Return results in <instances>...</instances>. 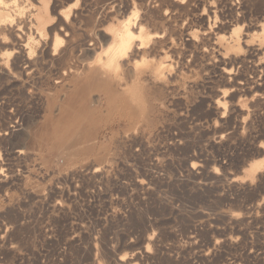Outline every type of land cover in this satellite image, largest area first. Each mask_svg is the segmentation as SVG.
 <instances>
[{
  "label": "rangeland",
  "instance_id": "obj_1",
  "mask_svg": "<svg viewBox=\"0 0 264 264\" xmlns=\"http://www.w3.org/2000/svg\"><path fill=\"white\" fill-rule=\"evenodd\" d=\"M263 31L264 0H0V264H264ZM66 89L80 152L28 147Z\"/></svg>",
  "mask_w": 264,
  "mask_h": 264
},
{
  "label": "bare ground",
  "instance_id": "obj_2",
  "mask_svg": "<svg viewBox=\"0 0 264 264\" xmlns=\"http://www.w3.org/2000/svg\"><path fill=\"white\" fill-rule=\"evenodd\" d=\"M245 2V1H244ZM130 23V22H129ZM123 25H124V23H123ZM126 25V24H125ZM131 25V24H130ZM121 26V25H120ZM123 28V27H122ZM122 28H121V30H122ZM164 28V27H163ZM133 29H134V27H133ZM133 29H131V27L129 26V24H127L126 25V27H125V29H124V31L122 32V33H120L119 34V36H118V38H117V44L114 46V47H112L111 48V50L109 51V52H107V53H109V57H108V59H107V65H110L113 61H114V59L117 57V55L120 53V54H122V53H125L126 52V50H127V48H128V46H129V42H130V40L132 39V37H133V34H134V31H133ZM142 29H140V31H141ZM137 31V30H136ZM139 31V32H140ZM159 31V30H158ZM165 31V30H164ZM121 32V31H120ZM138 32V33H139ZM264 32V31H263ZM92 33V32H91ZM90 33V34H91ZM193 33V32H192ZM136 34V33H135ZM135 34H134V36H135ZM261 34H263V33H261ZM264 35V34H263ZM57 36V35H56ZM84 38V37H83ZM82 38V39H83ZM85 39V38H84ZM226 39V38H225ZM112 40V39H111ZM220 40V39H219ZM84 41V40H83ZM223 41V40H222ZM110 42V41H109ZM83 43V42H82ZM84 43H85V41H84ZM152 43H153V41H152ZM108 44V43H107ZM107 44H102V45H107ZM112 44V43H111ZM133 44V43H132ZM109 45V44H108ZM136 45V44H135ZM131 46V45H130ZM133 46V45H132ZM101 48V47H100ZM140 48H141V46H140ZM104 49V48H103ZM109 49H110V47H109ZM130 49V48H129ZM132 49V48H131ZM52 51H53V49H52ZM100 50H98L97 52H99ZM133 51H135L134 50V48H133ZM132 51V52H133ZM128 52H129V50H128ZM136 53V52H135ZM99 54H102V53H99ZM119 54V55H120ZM127 54H129V53H127ZM131 54V53H130ZM107 55V54H106ZM98 56V55H97ZM128 56V55H127ZM19 57V56H18ZM17 57V58H18ZM23 57V56H22ZM54 57V56H53ZM100 57H103V56H101L100 55ZM125 57V56H124ZM16 58V57H15ZM20 58V57H19ZM96 58V57H95ZM95 58H94V60H95ZM105 58V57H104ZM121 58H123V57H121ZM120 59V58H119ZM90 60V59H89ZM102 60V59H101ZM104 60V59H103ZM121 60V59H120ZM24 61V62H23ZM22 61V64L24 65V67H30L31 66V62L29 61V60H23ZM87 61V60H86ZM16 62V61H15ZM90 62V61H89ZM97 62V61H96ZM106 62V61H105ZM104 62V63H105ZM122 62H123V60H122ZM49 63V62H48ZM92 63H93V61H92ZM95 63V62H94ZM93 63V64H94ZM13 63H11V65H12ZM90 64V63H89ZM92 64V65H93ZM97 64V63H96ZM95 64V65H96ZM99 64H101V63H99ZM103 64V63H102ZM101 64V65H102ZM123 64V63H122ZM133 64V63H132ZM131 64V65H132ZM98 65V64H97ZM100 65V66H101ZM88 66V65H87ZM12 67H14L15 68V66H12ZM102 67V66H101ZM109 67V66H108ZM104 68V67H103ZM120 68H124V67H121L120 66ZM74 69V68H73ZM72 69V70H73ZM88 69V68H87ZM97 69V68H96ZM107 69H109V68H107ZM134 69V68H133ZM76 70V69H75ZM94 70V69H93ZM98 70V69H97ZM77 71V70H76ZM91 72V71H90ZM124 72V71H123ZM82 73H84V72H82ZM98 73L99 72H97L96 74V76L94 77L96 80H93V82H95V81H97L98 79H97V77H100V75L98 76ZM3 74V73H2ZM114 74H116V73H114ZM5 75V74H4ZM101 75H102V73H101ZM120 75V74H119ZM94 76V75H93ZM104 76V75H103ZM118 76V75H117ZM71 77H73V79L75 78V82H74V84H79V82H81L82 83V81H83V79L82 78H80V73H78V72H73L72 74H71ZM83 77V76H82ZM106 77V76H105ZM91 78V77H90ZM125 78V77H124ZM152 78V77H151ZM71 79V78H70ZM77 79H78V81H77ZM101 79V78H100ZM157 79H159V76H158V78ZM87 80V79H86ZM85 80V81H86ZM113 80V79H112ZM111 80V81H112ZM73 81V80H72ZM87 81H89V80H87ZM126 81V80H125ZM84 82V81H83ZM109 82V81H108ZM107 82V83H108ZM89 83H90V81H89ZM82 84H84V83H82ZM86 84H87V82H86ZM93 84V83H92ZM95 84V83H94ZM103 83H101V85H102ZM80 85V84H79ZM78 85V86H79ZM91 86V85H90ZM62 87V86H61ZM82 87V89H83V87L84 86H81ZM80 87V88H81ZM89 87V86H88ZM98 87V86H97ZM100 87V86H99ZM55 88V87H54ZM78 88V87H77ZM79 88V89H80ZM101 88H102V86H101ZM58 89H59V87H58ZM78 89V90H79ZM64 90V89H63ZM69 90V89H68ZM67 89H66V91H65V95H63V97H62V104L59 106L60 107V109H61V114H60V116H62V117H60V118H58V119H55L54 121L53 120H46L45 122H43V124H45V126L44 127H42V129H40V127L38 128V125H37V128L34 130V131H32V133L30 134V136H29V140H28V147H33L34 145H38V146H40V145H42V146H47L48 148H49V150L50 151H55V152H57V153H59V154H61L62 156L63 155H74V154H76L77 152H80V150H81V147H80V145L78 144V142H77V137L76 136H79L78 134H77V132H75V129H73L72 128V126H70V124H71V119H72V116H73V112L75 111V110H73V108H74V105H75V103L77 102L76 100H75V96H73V94L71 93V92H69ZM74 90V89H73ZM77 90V89H76ZM75 90V91H76ZM77 90V91H78ZM85 90H87V89H85ZM84 90V94H85V91ZM90 90V89H89ZM92 90V89H91ZM52 91V90H51ZM55 91H57V90H55ZM122 91V90H121ZM49 92V91H48ZM60 92H63L62 91V89L60 90ZM95 92V91H94ZM102 92V91H101ZM110 92V91H109ZM56 93V92H55ZM76 94V93H75ZM79 94H81V93H79ZM58 95V94H57ZM76 95H78V93L76 94ZM103 95V94H102ZM54 96V95H53ZM79 96H81V95H79ZM86 96V95H85ZM119 96V95H118ZM78 97V96H77ZM111 98V97H110ZM109 99V98H108ZM56 100H57V98H56ZM85 100H87V99H85ZM84 100V101H85ZM76 101V102H75ZM102 101V100H101ZM56 102V101H55ZM99 102V101H98ZM46 104V103H45ZM90 104V103H89ZM51 106V105H50ZM54 106V105H53ZM84 106V105H83ZM90 106V105H89ZM81 108H82V106H81ZM93 108V107H92ZM81 110V109H80ZM85 110V109H84ZM83 110V111H84ZM82 111V110H81ZM58 112V111H57ZM77 113V112H76ZM92 113V112H91ZM87 114V113H86ZM78 116H79V114H78ZM83 116H84V114H83ZM45 118V117H44ZM83 118V117H82ZM41 119H43V118H40V121H41ZM87 120V119H86ZM78 121V120H77ZM39 124V123H38ZM78 126V125H77ZM34 127V126H33ZM86 127V126H85ZM79 128V127H78ZM87 129V128H86ZM9 131V130H8ZM78 131V130H77ZM89 135V134H88ZM84 136V135H83ZM90 136V135H89ZM54 138H57V142L56 143H54L53 142V140H54ZM23 149V148H22ZM18 150V149H17ZM24 151H25V149H24ZM23 151V152H24ZM20 152H22V151H20ZM28 152H29V150H28ZM84 156H86V155H84ZM61 159V158H60ZM59 163V162H58ZM64 165V164H63ZM87 166V165H86ZM191 167H193V165H191ZM79 168H81V167H79ZM83 168V167H82ZM191 169V168H190ZM193 170V169H192ZM95 171V170H94ZM194 174V173H193ZM37 189V188H36ZM59 206V205H58ZM53 207H56V205H53ZM10 215V214H9ZM138 216V215H137ZM7 223V222H6ZM11 223V222H10ZM123 223V222H122ZM13 226V225H12ZM80 229V228H79ZM85 229V228H84ZM84 229H82V230H84ZM79 231H81V229L79 230ZM17 232V231H16ZM4 235H5V233H3ZM9 234V233H8ZM1 235V234H0ZM81 235H83V234H81ZM86 235V234H85ZM2 237H3V235H1ZM0 236V237H1ZM10 236V235H9ZM84 236V235H83ZM89 236V235H88ZM6 236H4V238H5ZM15 237H16V235H15ZM85 237V236H84ZM86 238V237H85ZM87 239V238H86ZM85 239V240H86ZM146 239V238H145ZM1 240H3V239H1ZM82 240V239H81ZM190 240H192V239H190ZM189 240V242H191L192 243V241H190ZM150 241V240H149ZM85 242V241H84ZM86 242H87V240H86ZM85 242V243H86ZM91 242V241H90ZM151 243H153V242H151ZM82 244H84V243H82ZM105 245H106V243H104ZM193 244V243H192ZM5 245H6V240H5ZM84 245H87V243L86 244H84ZM20 246V245H19ZM76 246V245H75ZM80 246V245H79ZM91 246V245H90ZM78 247V246H77ZM105 247V246H104ZM66 248V247H65ZM106 248V247H105ZM4 249V248H3ZM13 249V248H12ZM11 249V250H12ZM95 249H98V248H95ZM100 249L102 250H104V248L102 247H100ZM109 249V248H108ZM153 249V248H152ZM10 249H9V251H11ZM69 250H72V249H69ZM75 250H76V248H75ZM79 251L77 252V250L75 251V253L77 252V253H86L85 255H86V257L88 258L91 254V250L93 251V249H91L90 250V247H84L83 249H81V248H79L78 249ZM105 250H107V249H105ZM104 250V251H105ZM8 251V254H10V252ZM96 251H98V250H96ZM108 251H110V250H108ZM107 251V252H108ZM112 251V250H111ZM158 251V250H157ZM73 252V251H72ZM99 252V251H98ZM106 252V251H105ZM143 252V251H142ZM149 250L148 249H146L145 250V253H144V255H142L143 257L145 256L146 258H148L149 257ZM152 252V254L154 253L153 251H151ZM103 253V252H102ZM137 253V252H136ZM136 253H133L132 254V258H127V257H125L124 255H120L119 257H117L116 258V261L119 263V264H123V263H125V262H127L128 261V259H137L138 258V255L136 254ZM163 253V252H162ZM98 254V253H97ZM101 254V253H100ZM104 254V253H103ZM106 254V253H105ZM113 253L111 252V255H112ZM139 254V253H138ZM143 254V253H142ZM149 254V255H148ZM158 254H159V252H158ZM7 255V254H6ZM83 255V254H82ZM96 255V254H95ZM157 255V254H156ZM166 255V254H165ZM171 255V254H170ZM80 256H81V254H80ZM99 256V255H98ZM110 256V255H109ZM158 256H160V255H158ZM169 256V255H168ZM81 257H84V256H81ZM85 257V258H86ZM142 257V258H143ZM145 257H144V261H145ZM165 256L163 255V258H164ZM167 257V256H166ZM77 258V257H76ZM91 258H92V256H91ZM96 258V257H95ZM106 258V257H105ZM108 258H110V257H108ZM112 258V257H111ZM151 258V257H150ZM176 258V257H175ZM198 258V257H197ZM82 259V258H81ZM103 259V258H102ZM113 259H114V257H113ZM157 259V258H156ZM155 258H154V260H156ZM165 259V258H164ZM163 259V260H164ZM168 259V258H167ZM170 259V258H169ZM83 260V259H82ZM85 260V259H84ZM95 260V259H94ZM96 260H99V261H101L100 259H98V257L96 258ZM147 261L149 260V259H146ZM160 260V259H159ZM166 260V259H165ZM81 261V260H80ZM110 261V260H109ZM129 261H131V260H129ZM68 262V261H67ZM97 262V261H96ZM159 262V261H158ZM161 262V261H160ZM166 262V261H165ZM169 262H171L170 260H169ZM174 262V261H173ZM92 263V262H91ZM103 262H101V264H102ZM106 264H108L107 262H105ZM117 263V264H118ZM155 263V262H154ZM153 263V264H154ZM176 263V262H175ZM64 264V263H63ZM66 264V263H65ZM73 264H75V263H73ZM115 264V263H114ZM134 264V263H133ZM140 264H142V263H140ZM156 264V263H155ZM160 264V263H159ZM170 264V263H169Z\"/></svg>",
  "mask_w": 264,
  "mask_h": 264
}]
</instances>
